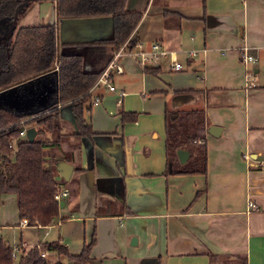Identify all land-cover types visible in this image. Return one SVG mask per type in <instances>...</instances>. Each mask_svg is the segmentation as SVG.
<instances>
[{
    "label": "crops",
    "instance_id": "1",
    "mask_svg": "<svg viewBox=\"0 0 264 264\" xmlns=\"http://www.w3.org/2000/svg\"><path fill=\"white\" fill-rule=\"evenodd\" d=\"M127 10L144 12L134 51L159 43L177 53L182 70L174 71L168 58L145 68L135 57L120 58L116 92L91 91L101 97L87 116L92 139L70 137L46 151L72 166L68 182L56 169L60 187L70 191L59 216L44 228L21 227L14 198L12 216L0 207V230L21 233L14 247L61 240L77 256L95 229L88 264H264V0H207L205 8L202 0H129ZM30 11L20 27L43 24L39 2ZM60 22V52L80 54L86 73L104 70L112 46L74 44L110 39L112 19L63 20L62 28ZM245 47L258 59L250 83L240 61ZM49 105L12 109L39 112ZM58 109L62 133H78L72 108ZM183 110L205 114L208 171L165 176V116ZM123 113L134 120L122 122ZM212 126L222 129L220 136L208 134ZM28 230L36 238L26 242Z\"/></svg>",
    "mask_w": 264,
    "mask_h": 264
},
{
    "label": "trees",
    "instance_id": "2",
    "mask_svg": "<svg viewBox=\"0 0 264 264\" xmlns=\"http://www.w3.org/2000/svg\"><path fill=\"white\" fill-rule=\"evenodd\" d=\"M54 3L56 0H0V27L10 20V30L2 40L0 37V90L20 86L53 75L57 78L55 100L39 112H18L12 108L0 107V196L14 195L19 220L28 221L30 226H50L61 210L55 195L60 190L56 180V169L60 163L54 154L46 151L57 149L70 137L92 139L94 132L87 116L92 110L90 92L102 76L100 72H85L81 55H63L56 45V25L45 24L19 27L21 18L30 6L38 2ZM129 0H58L61 20H85L87 18L110 17L113 34L110 39H101L86 45H109L114 51L127 45L133 51L137 45L132 40L134 32L144 17V12L128 11ZM181 1V0H173ZM207 0H202L205 8ZM57 67V69H56ZM72 108L78 133L71 136L62 133L60 106ZM134 116L122 114V122L134 120ZM166 121L168 175H201L208 171L206 120L203 111L168 112ZM25 124L33 125L37 131L34 142L21 137ZM190 152V158L182 165L178 150ZM71 161L70 159H67ZM100 211L97 215H100ZM97 242L95 229L92 240L85 244L82 252L72 255L61 240L45 241L39 248L24 249L16 257L9 243L0 237V264H88L92 247ZM46 253V257L41 256ZM50 255L54 260L49 259ZM247 264L245 259L242 262Z\"/></svg>",
    "mask_w": 264,
    "mask_h": 264
},
{
    "label": "rangeland",
    "instance_id": "3",
    "mask_svg": "<svg viewBox=\"0 0 264 264\" xmlns=\"http://www.w3.org/2000/svg\"><path fill=\"white\" fill-rule=\"evenodd\" d=\"M134 2V0H132ZM158 0H148L149 4L152 3H157ZM172 2V1H170ZM36 5V4H34ZM30 6L29 10L25 13V15L21 18V21L26 20L28 13L30 14L29 16L31 17L32 14L30 10H32L33 6ZM39 5H41L42 10H43V20L39 21L38 24H40L41 22H43V24L40 25H45V24H53L56 22V14L54 11V7L52 6V3L49 2H39ZM53 8V9H52ZM102 18V17H101ZM98 18V19H101ZM87 19H95V18H87ZM20 21V23H21ZM63 20H61L60 22V28H62V23ZM19 23V27L20 24ZM36 26V25H35ZM116 52V51H114ZM257 64H254V66H256ZM57 87V81L54 80L53 77H43L40 78L38 80V82L35 83H30L28 85H24V87H20L18 89H15L14 91H8L7 94L5 95H0V107H5V108H16V109H20V110H26V109H34L40 107V106H45L47 104H51L54 100H55V90ZM41 90L44 91V96L41 97L39 95H36L35 92H40ZM37 101H40V104L37 107H33L35 105V103ZM33 111V110H32ZM33 125L31 124H25L24 129H29L32 128ZM14 195L11 196H0V207L1 209L3 208V210H5L9 216L13 215V212L15 210V203H14ZM28 237H27V233L24 234V238L26 240V242H28L29 239H34L36 238V231H29L28 230ZM54 231H51L50 236L51 238H54ZM21 233L17 230V231H3L0 230V237L3 239H5L10 246L13 248L14 246L20 244V237ZM92 240V238H91ZM91 240L89 242H87L86 244L90 243ZM35 242H33L32 240H29L28 242V249L34 247ZM56 258V257H55ZM49 259L54 260L53 257H50ZM62 261L64 262V264H69L70 262L66 259L63 258Z\"/></svg>",
    "mask_w": 264,
    "mask_h": 264
},
{
    "label": "built area",
    "instance_id": "4",
    "mask_svg": "<svg viewBox=\"0 0 264 264\" xmlns=\"http://www.w3.org/2000/svg\"><path fill=\"white\" fill-rule=\"evenodd\" d=\"M134 51V50H133ZM129 51L127 49V45L122 46L118 51L113 53L112 60L110 63L105 67V69L102 71V76L98 80L97 84L94 86H104L106 90L110 92H116L115 86L112 84V79L114 76H118L119 74L123 73V67L120 65L119 60L122 57H131V58H137L139 61V64L142 68L148 67L154 63H157L160 60L163 59H170L172 69L174 71H180L183 68V65L179 62V59L177 57V53L174 51H167L163 50L159 43H155L152 45L149 52L145 51ZM240 61L243 66V69L245 71V78L248 83L253 82L254 73L252 70V65L258 62V59L251 55L249 53V48L245 47L240 51ZM189 57H196V53L194 51L188 52ZM57 69V67H56ZM250 85V84H249ZM93 88V89H94ZM92 89V90H93ZM91 90V91H92ZM90 91V92H91ZM125 96L124 92L120 93V97L118 100V104L122 102V97ZM101 103V97L99 96H93L92 97V106H98ZM26 129H24L21 133V137H25L26 135ZM259 165L264 168V158L259 162ZM70 191L66 188H61L59 192L55 195V201L60 202L63 198L69 196ZM255 204L253 202L249 203V208L254 207ZM29 226L28 221L23 220L21 222V227L27 228ZM13 256L16 257L18 255V252L20 251L19 247H13ZM34 248H39V244L34 246ZM41 256L43 258L46 257V253H42Z\"/></svg>",
    "mask_w": 264,
    "mask_h": 264
},
{
    "label": "water",
    "instance_id": "5",
    "mask_svg": "<svg viewBox=\"0 0 264 264\" xmlns=\"http://www.w3.org/2000/svg\"><path fill=\"white\" fill-rule=\"evenodd\" d=\"M55 14H56V22H55V25H56V29H57V37H56V45L58 46V49H60V29L58 28V25H59V22H60V16H59V13H58V0L55 1ZM63 54V53H62ZM65 55V54H63ZM77 55H80V54H77ZM18 86H14V87H9L8 89L6 90H0V95H5L8 93V91H14L15 89H17ZM36 95H39L40 94H44V91L41 90L40 92H35ZM222 131V129L218 126H212V127H209L207 132L209 135H212L214 137H218L220 136V132ZM36 135H37V131L35 128H29L27 129L26 131V137H27V140L30 141V142H34V139L36 138ZM178 158H179V161L182 165H185V163L189 160L190 158V152H188L187 150H178ZM57 172L60 173V176L66 181L68 182L70 180V177H71V174H72V166H70L68 163L66 162H60L58 164V167H57ZM61 204V207L64 205L62 204V202H60ZM137 244V239L136 238H133L132 242H131V246H135Z\"/></svg>",
    "mask_w": 264,
    "mask_h": 264
},
{
    "label": "flooded vegetation",
    "instance_id": "6",
    "mask_svg": "<svg viewBox=\"0 0 264 264\" xmlns=\"http://www.w3.org/2000/svg\"><path fill=\"white\" fill-rule=\"evenodd\" d=\"M10 30V20H6L2 27H0V37L2 40L6 37L7 33Z\"/></svg>",
    "mask_w": 264,
    "mask_h": 264
}]
</instances>
